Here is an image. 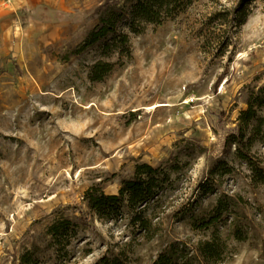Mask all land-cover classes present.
Wrapping results in <instances>:
<instances>
[{"label":"rangeland","instance_id":"1","mask_svg":"<svg viewBox=\"0 0 264 264\" xmlns=\"http://www.w3.org/2000/svg\"><path fill=\"white\" fill-rule=\"evenodd\" d=\"M124 1L0 0V264H21L27 250L36 264H95L122 251L151 264L165 243L214 232L226 244L219 264H264V183L234 146L223 153L247 101L264 98V0H196L141 33L121 21L130 55L114 35L87 44L100 8ZM243 5L241 24L227 19ZM101 62L114 66L94 80ZM256 130L244 148L264 167V123ZM137 162L171 176L152 239L133 232L129 214L101 220L84 200L95 184L118 193ZM219 198L228 211L198 223ZM58 210L87 217L69 241L48 232Z\"/></svg>","mask_w":264,"mask_h":264},{"label":"trees","instance_id":"2","mask_svg":"<svg viewBox=\"0 0 264 264\" xmlns=\"http://www.w3.org/2000/svg\"><path fill=\"white\" fill-rule=\"evenodd\" d=\"M195 1L125 0L124 5L121 6H103L100 8L99 22L89 32L86 43L94 44L114 35L112 39L116 43V47L120 48V44H118L120 42L121 47L130 55L129 33L125 31L118 33L119 22L125 20L126 26L131 32L141 33L147 24H160L169 18H173L185 11ZM216 15L218 14L215 13L212 17ZM246 16V5H243L237 9L235 16H228L227 19L241 24ZM110 46L111 44L107 43V47ZM113 66L114 63L112 62H101L95 67L92 79H102L104 74L109 72ZM247 103L248 107L240 112L237 126L225 139L223 153L226 156L230 155L234 146L236 156L248 163L258 182L264 183V167L253 160L244 148L252 142L253 136L257 134L256 128L262 127L264 123V117L258 115L259 107L264 105V98L262 94L257 93ZM253 121H256V124ZM249 129L252 131L250 136L247 134ZM246 139L247 142H245ZM170 182L171 176L165 165L154 166L149 162H137L134 173L122 178L118 193H107L99 184H95L85 191L84 200L89 211L101 220L117 221L129 214V223L134 228L133 232L152 239L159 233V220L162 219L165 197ZM228 209L229 204L219 198L213 214L208 219L203 216L199 217L197 222L206 223V225L213 224ZM86 218L68 216L58 210L48 232L56 240L66 239L69 241L71 234L76 232L81 224L87 223ZM235 236L240 240L246 239V235L239 228H236ZM225 246L226 244L219 232H214L211 238L200 240L194 245L174 239L165 243L151 264H219L223 258ZM36 261L30 250L21 256V264H36ZM95 264L134 263L132 258L122 251L111 256L105 255Z\"/></svg>","mask_w":264,"mask_h":264},{"label":"bare ground","instance_id":"3","mask_svg":"<svg viewBox=\"0 0 264 264\" xmlns=\"http://www.w3.org/2000/svg\"><path fill=\"white\" fill-rule=\"evenodd\" d=\"M160 105V103H156V104H154V105H151L148 109L149 110H154L155 108H157V106H159Z\"/></svg>","mask_w":264,"mask_h":264}]
</instances>
